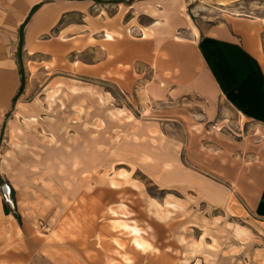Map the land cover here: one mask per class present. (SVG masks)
Here are the masks:
<instances>
[{
  "label": "crops",
  "instance_id": "crops-1",
  "mask_svg": "<svg viewBox=\"0 0 264 264\" xmlns=\"http://www.w3.org/2000/svg\"><path fill=\"white\" fill-rule=\"evenodd\" d=\"M195 1L0 0V11L15 21L18 47L25 24V83L47 82L58 101H73L68 111L75 118L93 131H119L123 145L137 153L134 169L112 177L119 184L110 185L108 204L128 205L150 247L138 249L125 233L131 249L123 247L122 259L147 255L153 264H197L187 262V254L218 224L207 208H228L234 186L264 224V0ZM114 3L118 10L110 16ZM122 5L131 12L121 15ZM145 11L149 24L126 18ZM8 37L0 40V129L23 76L18 47L12 60L4 59ZM115 84L128 98L135 92L138 106L115 95ZM228 111L253 124L251 137L234 142L228 136ZM153 163L165 181L162 204L147 198L136 177L138 170L154 173ZM226 212L219 217L229 218ZM241 228L248 240L251 228Z\"/></svg>",
  "mask_w": 264,
  "mask_h": 264
},
{
  "label": "rangeland",
  "instance_id": "rangeland-1",
  "mask_svg": "<svg viewBox=\"0 0 264 264\" xmlns=\"http://www.w3.org/2000/svg\"><path fill=\"white\" fill-rule=\"evenodd\" d=\"M195 2V6L205 5L204 0ZM108 6L109 15H115L117 4ZM125 11L131 12L122 5L120 14ZM131 17L136 26L150 22L147 11L126 14L127 19ZM7 35L10 41L4 59L12 60L16 53L23 79L0 129V264H109L116 259L119 264H153L147 255L137 261L129 257V262L121 258L125 249H131V237L113 230L117 217L109 211L111 179L119 169H134L135 149L123 145L119 131H93L91 124L75 118L68 111L73 101H58L59 92L52 95L54 89H49L47 82L25 83V58L21 42L20 47L17 44L15 21L0 11V40H6ZM111 90L131 107L138 106L135 92L128 98L116 84ZM227 125L234 142L251 137L253 124L240 123L230 111ZM184 161L191 167L190 157L184 155ZM152 171L149 175L138 170L136 177L145 185L147 198L162 204L165 181L154 163ZM171 180L176 181L174 177ZM4 188L9 189L8 196ZM231 197L228 208H207L209 216H218V224L205 229L201 247L187 254V262L264 264V224L250 211L238 187H233ZM148 209L143 204L140 211L147 213ZM225 212L229 218L219 217ZM235 226H249L251 237L241 244L234 238ZM119 237L127 240L125 249L113 242Z\"/></svg>",
  "mask_w": 264,
  "mask_h": 264
},
{
  "label": "bare ground",
  "instance_id": "bare-ground-1",
  "mask_svg": "<svg viewBox=\"0 0 264 264\" xmlns=\"http://www.w3.org/2000/svg\"><path fill=\"white\" fill-rule=\"evenodd\" d=\"M107 37H112V34H108ZM11 66V62L7 61L6 63V68H9ZM8 89L6 95L8 96V93H10V90H12L14 87L13 85H10ZM75 89V88H73ZM57 90H52V95H54V93H56ZM118 175L120 176H124V172L123 171H119ZM119 183L117 181H115L114 179H112L111 181V185L116 186ZM128 205H126L124 202H121L119 205H117L116 207H110V212L112 215H116L117 218L116 220H114L113 223V230H119L120 232H124V233H129L130 235H132V244L135 245V247H137L138 249L141 250H146L150 247V244L147 243L146 240L143 239L142 234L144 232V229L138 227V225L136 224V222L132 221V219L130 218V212L128 211ZM234 232V238L239 240L240 243L242 244L243 242H245L246 237L244 236V234H247V229L245 228H241V226H235L233 228ZM113 242L115 244L118 245L119 248H123L124 244L121 242V240L119 238H114ZM125 262H129L131 258L128 257H123ZM109 264H119L118 260L112 261Z\"/></svg>",
  "mask_w": 264,
  "mask_h": 264
},
{
  "label": "trees",
  "instance_id": "trees-1",
  "mask_svg": "<svg viewBox=\"0 0 264 264\" xmlns=\"http://www.w3.org/2000/svg\"><path fill=\"white\" fill-rule=\"evenodd\" d=\"M39 6H40V5H36V6L34 7V9L32 10V12H33L35 9H37ZM24 25H25V24H22V25L20 26V42H21V43H22L23 36H24V32H23V31H24V29H23ZM20 48H21V47H20ZM20 73L23 74L21 68H20ZM22 79H23V78H22ZM13 102H14V99H13ZM5 213H6V214H9L8 209H5Z\"/></svg>",
  "mask_w": 264,
  "mask_h": 264
},
{
  "label": "water",
  "instance_id": "water-1",
  "mask_svg": "<svg viewBox=\"0 0 264 264\" xmlns=\"http://www.w3.org/2000/svg\"><path fill=\"white\" fill-rule=\"evenodd\" d=\"M8 190H9V189L4 188V192H5L6 196L9 195V191H8Z\"/></svg>",
  "mask_w": 264,
  "mask_h": 264
}]
</instances>
